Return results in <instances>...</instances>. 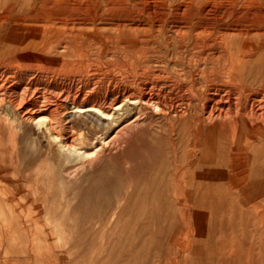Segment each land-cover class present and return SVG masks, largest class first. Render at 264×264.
Returning <instances> with one entry per match:
<instances>
[{
	"label": "bare ground",
	"instance_id": "obj_1",
	"mask_svg": "<svg viewBox=\"0 0 264 264\" xmlns=\"http://www.w3.org/2000/svg\"><path fill=\"white\" fill-rule=\"evenodd\" d=\"M258 63L264 0H0L6 206L17 194L38 210L39 194L89 203L99 164L118 160L151 179L143 195L263 193ZM18 132L23 171L12 168ZM85 174L87 185L73 183Z\"/></svg>",
	"mask_w": 264,
	"mask_h": 264
},
{
	"label": "rangeland",
	"instance_id": "obj_2",
	"mask_svg": "<svg viewBox=\"0 0 264 264\" xmlns=\"http://www.w3.org/2000/svg\"><path fill=\"white\" fill-rule=\"evenodd\" d=\"M15 44L9 40L5 46ZM49 56L56 57L55 52ZM251 70L250 79L258 83L264 64ZM2 127L0 159L9 155V132ZM24 141L18 132L14 170L23 171L19 149ZM148 142L144 148L149 149ZM152 162L144 155L137 165L146 169ZM132 167L127 160L101 162L89 203L82 202L81 193L66 199L61 194H39L38 210L31 206V198L19 206L25 199L22 194L10 195L12 206H6V195L0 193V264H264V192L147 196L141 188L151 179L130 176ZM85 175L73 183L87 185L90 178ZM38 211L42 223L30 221ZM80 215L88 219L81 222Z\"/></svg>",
	"mask_w": 264,
	"mask_h": 264
}]
</instances>
